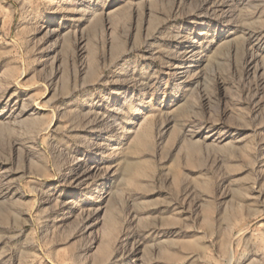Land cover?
<instances>
[{
    "label": "rangeland",
    "instance_id": "1",
    "mask_svg": "<svg viewBox=\"0 0 264 264\" xmlns=\"http://www.w3.org/2000/svg\"><path fill=\"white\" fill-rule=\"evenodd\" d=\"M114 251L264 264V0H0V264Z\"/></svg>",
    "mask_w": 264,
    "mask_h": 264
},
{
    "label": "bare ground",
    "instance_id": "2",
    "mask_svg": "<svg viewBox=\"0 0 264 264\" xmlns=\"http://www.w3.org/2000/svg\"><path fill=\"white\" fill-rule=\"evenodd\" d=\"M91 128H92V130L89 132L90 134L93 132L95 133V131H97L95 126H92ZM109 260L110 261L112 260L111 264H122L123 257L121 256V253L119 251H114L113 254L110 256ZM107 261H108V259H107Z\"/></svg>",
    "mask_w": 264,
    "mask_h": 264
}]
</instances>
